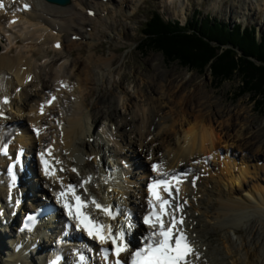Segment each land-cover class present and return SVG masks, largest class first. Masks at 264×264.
<instances>
[{"label":"bare ground","instance_id":"obj_1","mask_svg":"<svg viewBox=\"0 0 264 264\" xmlns=\"http://www.w3.org/2000/svg\"><path fill=\"white\" fill-rule=\"evenodd\" d=\"M8 1L12 5L11 9L17 6L11 0ZM23 1L25 0H19L20 4ZM109 1L116 5L115 9L122 8V1ZM125 1L128 0H123ZM31 2L33 7L28 12L16 13L19 21L14 24L10 22L13 18L10 10L0 9V42L4 43L0 52V96L14 97L9 105H4V108L8 111L15 108L19 114L23 115L15 121L19 132L14 131L11 135L2 132L4 126L7 128L8 124L12 123L11 120L7 119L5 123L0 124V143L12 139L16 133L14 141L11 140L12 151L28 147L30 141L41 148L47 142L45 138L48 135V128L39 136H35L27 124L29 122L31 126L36 127L47 124L52 126L54 131L50 141L63 142L57 145L63 165L68 168L65 177L80 183L82 178L92 174L93 180L84 187L87 191L93 193L104 204L121 205L133 211L137 218L146 209L145 196L149 180V167L140 159H143L145 153L150 151V157L159 163L158 172L168 175L179 171L192 174L190 183L182 186L183 195L179 204H189L185 209L188 215L187 226L192 235H195L193 237L199 245L202 254L198 258L200 264H264V197L260 192L264 183L259 182L253 190H251V184L247 183V181L251 182L249 177L258 180L264 177L262 168L257 166L252 170L257 163L253 162L254 157L263 156L264 158V139L254 130L249 121V112L242 107L237 110H216L212 104L208 105L211 98L207 92H204L205 90L203 91L204 86L194 88L187 95L184 91L187 90L191 78L182 77L176 81L159 73L155 74L157 78L169 79L168 88L167 85H163L165 90L177 89L174 96L176 100L164 99L166 95L159 90L158 94L155 92L149 94L148 101L145 103L140 106L135 105V108L128 110V114L114 108L112 104L101 108L99 104L106 100L107 87L103 86L105 76L100 75L101 79L99 78L96 88L89 86V83L93 81L91 77L93 71L86 64L82 66L80 59L74 56L73 48L81 47L83 44L73 40L72 35H79L81 38L78 40L81 41L89 40L87 41L89 51L95 50L91 48L96 45L93 42L95 29L92 24H106L113 11H109L102 0H71L70 4L65 6L49 4L44 0H31ZM20 4L18 6H21ZM242 5L249 7L247 0H243ZM262 6L260 2L256 4L259 9ZM180 7L182 11L183 2ZM89 9L96 10L94 17L88 15ZM5 12L9 14V17L5 23H2L1 17ZM103 13H107V17H103ZM18 26H21L22 31H17L18 34L15 36L12 29ZM88 26L90 30H84ZM58 40L62 41L59 50L53 46ZM50 44L52 51L66 52V55L62 57L64 59L60 58L54 64L51 63L52 65L47 64L46 61L37 64L36 49L40 50ZM91 58L93 55L90 53L89 60ZM100 61L99 67H102V64L107 67L112 64L111 58L100 59ZM112 71L110 74L113 73ZM30 76L32 79L28 82ZM111 76H106L105 81H109ZM61 83H66L67 87L58 91ZM11 85L15 86L12 93ZM19 86L21 91H18ZM45 90L48 92L45 93ZM153 91L156 90L153 89ZM55 92L57 94L55 102L50 108L45 107V115H40L38 112L40 105L49 99V94ZM92 92L97 95L92 103V110H89L87 99ZM122 94L129 95L124 91L120 95L112 92V97L109 99L120 98ZM164 101L167 102V106L162 105ZM167 108H172L173 114L164 112ZM26 109L29 111L28 114L24 112ZM52 117L59 119V124L63 125V133L57 130L54 123L52 124L54 122L51 121ZM22 118L26 119V123L21 121ZM94 124L98 125L96 134L92 132ZM92 137L95 138L91 140ZM158 140L161 144L156 146L155 142ZM63 151H69V153L63 154ZM128 151L133 154L130 156L136 158L132 159L133 162L136 160L134 163L128 159L131 166L135 165L131 169H125L122 165V161L128 162L126 158L129 155L126 154ZM32 152L29 151L31 154ZM91 155H94L93 161L89 160ZM99 155L101 159L112 157L114 162L120 165L117 168L118 173L113 175H121V180L117 178L121 192L117 191L123 195V199L107 191L111 185L117 187V184L115 185L114 181L105 176V173H109V166L105 164V160H102L104 163L100 165ZM137 164H141L140 168H137ZM197 165L201 167L197 169ZM32 168L33 166H30L29 169L32 170ZM72 168H76L77 172H71ZM33 169H35L33 173L41 184L48 187V192L45 191L46 196L53 195L60 184L54 182V178L45 175L37 164ZM203 172L205 175L202 177ZM78 173L82 175L81 178ZM196 175L200 177L194 187L193 177ZM208 175L211 178L216 176L212 186L217 190V194L211 195L217 199V201L215 199L216 203L213 202L214 198L207 197L212 192V188L206 194ZM133 181L137 183V191L131 193L129 191H132L130 189L133 188ZM237 187L244 188L242 192H239ZM36 190L42 192V195L38 194L35 197V204L44 203L43 198L48 201L47 197L43 196L42 188L31 183L30 191L36 192ZM4 196H7V192L0 188V197ZM11 211L13 210L10 209L8 213ZM101 216L104 215L101 214ZM59 219L61 220L62 216ZM55 226L57 227L56 223ZM241 226H245V232H242ZM219 229L222 231L220 238L218 237ZM7 230L0 227V253L7 254L5 258L0 256V264H36L32 254L26 255L28 251L36 254V249L30 251L29 243H26L27 246L18 253L7 247L5 240L1 239L2 236L9 235L8 241L11 245L13 244V248L17 237L13 230ZM145 230V227L139 226L138 231ZM45 233L34 236L33 242L38 238L40 241L43 240L42 242L47 241Z\"/></svg>","mask_w":264,"mask_h":264},{"label":"rangeland","instance_id":"obj_2","mask_svg":"<svg viewBox=\"0 0 264 264\" xmlns=\"http://www.w3.org/2000/svg\"><path fill=\"white\" fill-rule=\"evenodd\" d=\"M102 1L105 5H107L106 7L108 10L111 12L113 11V14L111 13V17H108L106 24H92L95 29L93 34V38L95 40L93 42H95L96 45L91 48H94L95 50L91 52L89 51L87 45V41L89 40L86 41L85 39H83V41L77 40L83 45L81 47H75L72 50L74 56L80 59L82 66L86 64L93 71V75L91 76L93 81L92 83H89L90 87L96 88L99 78L102 76V74H104L105 78L103 79V86L107 87V89L105 90L106 100L99 104L101 108H106L108 104H112L111 106L114 108H118V110H121L122 112L125 111L128 114V110H132V107L135 108V105L140 106L141 104L145 103L148 101L149 94H154V92L158 94L159 90L162 94L166 95V98L164 97V99L176 100L177 98L174 96H176L175 92L177 89L175 88V91L173 88H171V90H165L166 88H164L163 85H167L168 88L169 79H175L177 81L182 77L191 78V82L187 86V90L184 91L185 94L188 95L189 91H193V89L198 86H204L203 91L205 90L204 92H207L209 98H211V100L208 101V105L212 104L216 110H237L242 107L245 111L249 112V121L253 125L254 130H256L260 136L262 135L261 137L264 139V108L259 109L256 106V100L253 99L250 94L238 96L240 91L239 87L241 86L239 75H236L231 80H226L222 83H219L216 77L213 76L211 69L208 66L203 70L183 66L179 60L170 61L166 59L165 55L159 50L141 47V42L144 38V26L147 23V20L151 17L154 10H159L166 20L175 22L177 21L180 24H185L193 17L194 14L198 13L201 19H206L208 17L212 18L213 20H220L224 23L230 24L231 27L234 24L239 23L244 27L252 25L256 28L257 36L261 38L262 34L264 33V0H247L250 9L249 7L242 5L243 0H128L125 2L121 0V9H119V7L115 9L116 5H114V3L110 2L109 0L108 2L105 0ZM181 2H183L182 11H180ZM259 2L263 4L261 9L256 7V4ZM105 15L106 14H102L103 17ZM8 17V14L3 15V17H1L2 23H5ZM105 17H107V15ZM87 28L84 30L89 31L90 26ZM20 30L22 31L21 26L12 29L15 36ZM3 46L4 43L0 42V52L2 51ZM51 47L52 46L50 44L47 45V47L45 46L41 48L40 50L36 49L38 53H36L35 56L37 64H42L44 61H46L47 64H54L60 58L66 55V52L57 53L52 51ZM90 53L93 55V58L89 60ZM108 58L112 59V64L108 67L105 65L103 66L102 64V67H99L100 59L106 60ZM63 59L64 58H62V60ZM92 60L93 62H91ZM111 71L113 73L110 74ZM157 73L165 74L169 79L166 77L157 78V76H155ZM108 75L112 76L110 80L106 82V76ZM160 87L161 89H159ZM152 88L156 91H153ZM14 89L15 86L11 85L10 92L12 93ZM48 90H45V93H47ZM122 91L127 92V95L129 94V99L128 96H125L124 94L120 96L121 99L119 97L116 99L113 98L112 100L109 99V97H112V92H116L117 95H120ZM96 95V93L92 92V95L90 94L87 99L89 103V107H87L88 109L90 108L89 110H92L93 108L92 103L94 102ZM166 103L167 102L164 101L162 105L167 106ZM12 112V123L15 122L18 117H23V115L19 114L15 108ZM24 112L25 114L29 113L27 109ZM164 112L173 114L174 111L172 108H167L164 110ZM21 121H23V123L25 121L26 123V119L24 120V118H22ZM12 123L8 124L7 126V128L11 127L9 128L10 132L14 129L16 130L17 128L15 126L16 122L13 124ZM28 126L30 127V124H27V127ZM50 127L51 129H48V135L45 138L47 141L50 140L48 139V136L51 135L49 134V131L50 133L54 131V128L52 126ZM97 131L98 125L96 126L94 124L92 127V132L96 134ZM112 131L114 133V130ZM92 138L94 139L95 137ZM92 138L91 140H93ZM158 144H161L160 140L155 142L156 146ZM123 152H126V150H123ZM149 152L150 151L145 153L143 159H140V161H143V164L147 166H150V163H152L154 160L152 157H150ZM151 153H153L152 149ZM126 154H129L128 157H126L127 160L136 159L134 156H130V154L133 155L131 151H128ZM104 159H107V157H104ZM93 160L94 155H92L91 158V161ZM135 161L136 160H134V162ZM253 162L257 163L253 166L252 170L258 166L262 168V172H264L263 156L254 157ZM127 163H129V167L125 169H131V167H135L134 164H132V166L130 165L129 160ZM140 165L141 164H137V168H140ZM200 167V165H197V169ZM235 170L236 172L238 171L237 168ZM137 177L138 175L134 179L135 182ZM207 178L209 181L206 186V194L211 188L213 189L210 195L207 197L208 199L214 198L213 202L216 203L217 199L211 196L212 194H217V190L212 186L216 180V176L211 178L208 175ZM249 178L251 179V182L247 181V183L251 184V190H253L255 186L259 184V182L264 183V177L261 180L255 178L253 179L251 177ZM132 180L133 178L131 179V182ZM134 181L132 183L133 188L130 189L132 191H129L131 193L137 191V183ZM240 188L241 187H237V191L242 192L244 187L241 188V190ZM118 191L121 192L120 189H118ZM260 192L262 197H264V187ZM197 214H199V212ZM240 229L242 232H245V226H241ZM218 237H222V231L220 229L218 231ZM1 239L5 240L7 247H11V244L8 241L9 235H3ZM0 254L1 258L7 257L6 252L5 254L4 252Z\"/></svg>","mask_w":264,"mask_h":264},{"label":"trees","instance_id":"obj_3","mask_svg":"<svg viewBox=\"0 0 264 264\" xmlns=\"http://www.w3.org/2000/svg\"><path fill=\"white\" fill-rule=\"evenodd\" d=\"M141 47L159 50L183 66L211 69L219 83L239 75V95L250 94L264 108V33L259 38L252 25L224 23L199 14L187 24L166 20L153 11L143 29Z\"/></svg>","mask_w":264,"mask_h":264},{"label":"snow or ice","instance_id":"obj_4","mask_svg":"<svg viewBox=\"0 0 264 264\" xmlns=\"http://www.w3.org/2000/svg\"><path fill=\"white\" fill-rule=\"evenodd\" d=\"M28 7L29 5H24L25 9ZM52 99L54 100L55 97ZM51 102V100L48 101V103ZM3 103H8L7 97L3 98ZM0 116H3V112H0ZM4 153L7 154L6 146ZM157 168V164L152 165L154 171ZM72 171L75 172L76 169L73 168ZM45 174L47 175L48 173L46 172ZM172 178L175 179V174H173ZM90 182L91 177H88L87 179H82L79 185L68 184L66 189H64L62 184L63 190L56 194L57 199L61 200L67 197V199L62 200L63 207L67 209L70 217L76 219L75 227L78 230L83 226L89 237L96 239L102 244L106 240L110 241L111 248H103L102 251L105 252V257L109 254L116 257L113 264H190L188 257L195 255V251L183 231V218L177 219L176 212L181 210L180 207L172 208L173 201L171 198L173 191L178 192L179 189L172 188L167 173L162 174L160 178L148 185L150 193L148 213L143 216L142 222L148 225L151 231L144 238L142 246H138L135 249H130V241L128 240L133 227L129 216H125L126 226L122 224L119 228H113L110 224L98 223V217H91L87 213L86 206L90 203L109 219L115 220L121 215L118 207L103 205L95 198L82 200L79 195L75 194L78 188H82L87 193L84 185ZM157 189L167 191L169 199L161 196ZM153 198H155V202ZM122 253H130V259L122 261L120 259ZM80 259L83 260L84 257L81 256Z\"/></svg>","mask_w":264,"mask_h":264},{"label":"water","instance_id":"obj_5","mask_svg":"<svg viewBox=\"0 0 264 264\" xmlns=\"http://www.w3.org/2000/svg\"><path fill=\"white\" fill-rule=\"evenodd\" d=\"M52 3L58 4V5H67L70 4L71 0H48Z\"/></svg>","mask_w":264,"mask_h":264}]
</instances>
